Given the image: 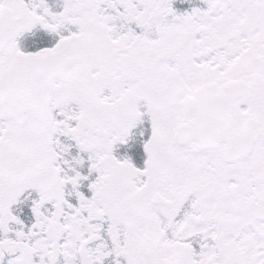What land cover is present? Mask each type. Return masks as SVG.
Here are the masks:
<instances>
[{"label":"snow or ice","instance_id":"1","mask_svg":"<svg viewBox=\"0 0 264 264\" xmlns=\"http://www.w3.org/2000/svg\"><path fill=\"white\" fill-rule=\"evenodd\" d=\"M0 264H264V0H0Z\"/></svg>","mask_w":264,"mask_h":264}]
</instances>
